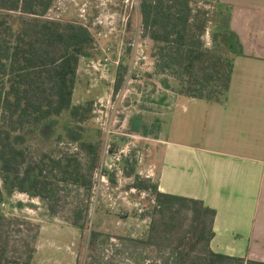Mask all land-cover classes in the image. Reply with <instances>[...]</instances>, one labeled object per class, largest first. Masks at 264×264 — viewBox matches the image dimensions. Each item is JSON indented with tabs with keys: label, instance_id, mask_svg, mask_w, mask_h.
Instances as JSON below:
<instances>
[{
	"label": "rangeland",
	"instance_id": "obj_1",
	"mask_svg": "<svg viewBox=\"0 0 264 264\" xmlns=\"http://www.w3.org/2000/svg\"><path fill=\"white\" fill-rule=\"evenodd\" d=\"M139 6L140 0H54L45 17L84 26L94 38L91 57L79 61L72 99L73 106L90 111L77 119L65 112L33 133L14 134L13 141L34 160L43 154L74 158L81 178H90L91 185L87 189L58 181L54 213L47 202L27 194L3 196L0 212L39 226L36 264H153L161 257L157 250L130 240H143L148 234L146 214L154 202L143 188L148 180L156 182L152 164H158L155 156L162 154L156 139L177 141L170 123H184L168 115L178 87L156 69L155 46L142 27ZM191 7L199 20H208L201 40L209 58L229 53L232 44L228 46L221 35L226 13L215 0H191ZM117 80L120 87L115 92ZM186 138L192 142L190 134ZM78 212L84 231L71 224ZM91 231L111 239L88 250Z\"/></svg>",
	"mask_w": 264,
	"mask_h": 264
},
{
	"label": "trees",
	"instance_id": "obj_2",
	"mask_svg": "<svg viewBox=\"0 0 264 264\" xmlns=\"http://www.w3.org/2000/svg\"><path fill=\"white\" fill-rule=\"evenodd\" d=\"M53 1L0 0V204L4 195L17 191L47 202L52 213L58 181L89 189L90 178H81L74 158L43 154L34 160L14 144L13 137L33 133L65 112L77 119L90 111L73 106L72 99L79 61L91 57L94 45L86 27L45 18ZM139 11L142 27L155 46L156 69L176 82L179 95L225 100L234 56L229 49L223 57L209 58L201 40L208 20L193 14L191 0H140ZM224 22L221 35L229 46L233 35L227 30V17ZM119 87L117 80L114 91ZM143 189L150 191L154 202L146 214L149 230L145 239L130 241L157 250L161 257L153 264H264L211 250L216 213L203 202L160 193L158 184L149 180ZM82 220V214L75 213L71 224L84 231ZM38 236V225L0 212V264H36ZM110 239L91 231L87 249L93 251Z\"/></svg>",
	"mask_w": 264,
	"mask_h": 264
},
{
	"label": "crops",
	"instance_id": "obj_3",
	"mask_svg": "<svg viewBox=\"0 0 264 264\" xmlns=\"http://www.w3.org/2000/svg\"><path fill=\"white\" fill-rule=\"evenodd\" d=\"M215 3L233 35L226 99L172 98L168 115L184 124L170 123L177 141L156 139L152 171L160 193L215 211L214 253L264 263V0Z\"/></svg>",
	"mask_w": 264,
	"mask_h": 264
}]
</instances>
